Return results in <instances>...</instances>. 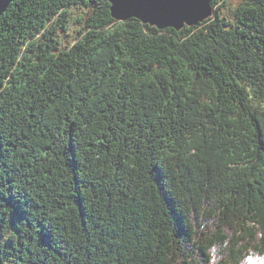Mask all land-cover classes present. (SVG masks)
Wrapping results in <instances>:
<instances>
[{
  "label": "trees",
  "instance_id": "trees-1",
  "mask_svg": "<svg viewBox=\"0 0 264 264\" xmlns=\"http://www.w3.org/2000/svg\"><path fill=\"white\" fill-rule=\"evenodd\" d=\"M210 5L176 31L12 0L0 264H264V0Z\"/></svg>",
  "mask_w": 264,
  "mask_h": 264
},
{
  "label": "snow or ice",
  "instance_id": "snow-or-ice-1",
  "mask_svg": "<svg viewBox=\"0 0 264 264\" xmlns=\"http://www.w3.org/2000/svg\"><path fill=\"white\" fill-rule=\"evenodd\" d=\"M122 7L130 15L139 13L172 22L196 15L202 0H123Z\"/></svg>",
  "mask_w": 264,
  "mask_h": 264
},
{
  "label": "water",
  "instance_id": "water-1",
  "mask_svg": "<svg viewBox=\"0 0 264 264\" xmlns=\"http://www.w3.org/2000/svg\"><path fill=\"white\" fill-rule=\"evenodd\" d=\"M11 2L12 0H0V16L7 10ZM108 3H110V13L114 20L124 22L133 18L141 21L143 24L155 27L158 30L174 29L179 31L184 27H198L213 16V10L210 5L211 0H202L201 10L196 15L172 22L164 19L145 17L139 13L130 15L125 12L122 7L123 0H108Z\"/></svg>",
  "mask_w": 264,
  "mask_h": 264
},
{
  "label": "rangeland",
  "instance_id": "rangeland-1",
  "mask_svg": "<svg viewBox=\"0 0 264 264\" xmlns=\"http://www.w3.org/2000/svg\"><path fill=\"white\" fill-rule=\"evenodd\" d=\"M227 3L230 4L229 9H228V6L225 8H222L221 13H222V16H226L229 20H231L232 19V11H233L232 9H234V7H237L239 4H241V0H227ZM213 15H214V13H213Z\"/></svg>",
  "mask_w": 264,
  "mask_h": 264
},
{
  "label": "clouds",
  "instance_id": "clouds-1",
  "mask_svg": "<svg viewBox=\"0 0 264 264\" xmlns=\"http://www.w3.org/2000/svg\"><path fill=\"white\" fill-rule=\"evenodd\" d=\"M251 251V250H250ZM245 262H247V256L245 257Z\"/></svg>",
  "mask_w": 264,
  "mask_h": 264
}]
</instances>
